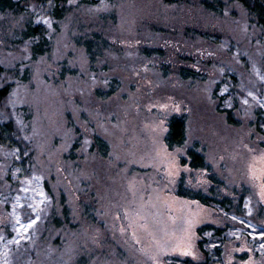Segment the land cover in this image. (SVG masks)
<instances>
[{
	"label": "rangeland",
	"instance_id": "obj_1",
	"mask_svg": "<svg viewBox=\"0 0 264 264\" xmlns=\"http://www.w3.org/2000/svg\"><path fill=\"white\" fill-rule=\"evenodd\" d=\"M18 1L0 11V264H264V28L247 8L59 0L57 18V0ZM174 114L187 141L170 149ZM197 142L210 171L182 163ZM183 178L233 204L178 195Z\"/></svg>",
	"mask_w": 264,
	"mask_h": 264
},
{
	"label": "trees",
	"instance_id": "obj_2",
	"mask_svg": "<svg viewBox=\"0 0 264 264\" xmlns=\"http://www.w3.org/2000/svg\"><path fill=\"white\" fill-rule=\"evenodd\" d=\"M249 11L250 14H252L255 18V21L257 24L264 28V0H239ZM203 4L206 6V8L214 9V10H222L225 1L223 0H202ZM216 4L219 5V7L216 6ZM21 6L20 1L18 0H0V11L1 12H9V11H16ZM65 7L60 5V1L57 0L55 4L53 5V14L57 18H62L64 14ZM41 25H34V24H27V28L22 32L24 37L30 38L33 40L32 43V52L34 56L42 55L45 52L49 50V39L45 35V33L42 31ZM44 30V29H43ZM38 38V40H35ZM35 40V41H34ZM0 70H3L2 65H0ZM180 74L182 77L188 78L189 76L195 77L198 73L194 69H189L187 67L181 66L180 68ZM10 85H4L0 87V98L3 96H6V94L9 93ZM228 119L230 121L233 119V111L232 109H228ZM169 127L168 132L166 134L165 140L170 149H173L177 146H182L187 141V120L184 115H177L174 114L169 119ZM260 124H258L259 126ZM4 126H0V136L5 135L7 132ZM259 130L260 129L259 126ZM6 131V132H5ZM98 142L100 146L106 145V143L98 138ZM183 164H189L192 168H202L211 170V165L207 162L205 154L199 150V143H195L193 146H191L188 149L187 157H183L182 159ZM210 178L213 180V182H219L218 178L212 174ZM178 195L189 197L192 199H198L204 204H211L213 202H218L222 206H226L227 208L231 207L233 204V200L228 197H222L219 198L215 195V187L210 189V194L203 192L201 189L195 190L192 188H189L185 184V178H183L178 186L177 190ZM243 197L241 196L239 201L240 204H243ZM211 227V225H204L199 228V232L202 235L205 231V228ZM199 249L204 254V256L207 258L208 256V250L206 249L204 239H201L199 241Z\"/></svg>",
	"mask_w": 264,
	"mask_h": 264
}]
</instances>
